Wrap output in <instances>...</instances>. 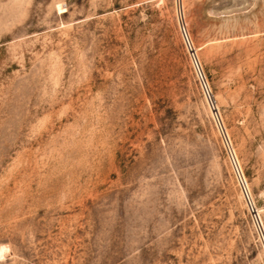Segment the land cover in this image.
<instances>
[{
	"label": "rangeland",
	"instance_id": "374dc122",
	"mask_svg": "<svg viewBox=\"0 0 264 264\" xmlns=\"http://www.w3.org/2000/svg\"><path fill=\"white\" fill-rule=\"evenodd\" d=\"M0 251L264 264V0H0Z\"/></svg>",
	"mask_w": 264,
	"mask_h": 264
},
{
	"label": "built area",
	"instance_id": "2783aa9c",
	"mask_svg": "<svg viewBox=\"0 0 264 264\" xmlns=\"http://www.w3.org/2000/svg\"><path fill=\"white\" fill-rule=\"evenodd\" d=\"M181 33H182V36H183L185 44L189 47V50L191 51L190 52V56H191V59L193 60L194 69H195V71L197 73L199 83H200L201 87L209 95L208 90H207V85L205 83V80H204L201 72H200V68H199L197 59L194 56L193 47L191 45V41H190L189 35H188L184 25H182ZM215 115H216V113H215ZM216 118H217V115H216ZM217 121H218V118H217ZM219 130H220V134H221V137H222V141H223L224 147H225L226 152H227V156H228L231 168H232L234 174L236 175V177L238 179L239 185H240L241 189L243 190V193L245 194V196H247L246 180H245V177L243 176V173L241 171V168H240V165H239L238 160L236 158V155H235L234 149L232 147V144H231V142H230L225 130L220 126V124H219ZM247 198H248V196H247Z\"/></svg>",
	"mask_w": 264,
	"mask_h": 264
},
{
	"label": "bare ground",
	"instance_id": "6f19581e",
	"mask_svg": "<svg viewBox=\"0 0 264 264\" xmlns=\"http://www.w3.org/2000/svg\"><path fill=\"white\" fill-rule=\"evenodd\" d=\"M2 250V249H1ZM0 252H2V251H0Z\"/></svg>",
	"mask_w": 264,
	"mask_h": 264
}]
</instances>
